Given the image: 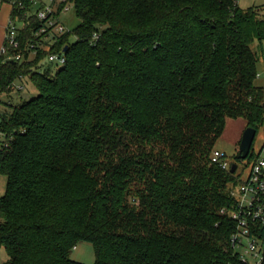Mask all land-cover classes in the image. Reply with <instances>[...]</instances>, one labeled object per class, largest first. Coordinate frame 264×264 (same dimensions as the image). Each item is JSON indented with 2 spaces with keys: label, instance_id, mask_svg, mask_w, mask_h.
Here are the masks:
<instances>
[{
  "label": "trees",
  "instance_id": "1",
  "mask_svg": "<svg viewBox=\"0 0 264 264\" xmlns=\"http://www.w3.org/2000/svg\"><path fill=\"white\" fill-rule=\"evenodd\" d=\"M69 4L80 25L52 44L36 36L44 21L13 9L20 46L10 52L23 59L0 57V97L26 78L39 92L0 112L4 264H82L71 258L81 243L94 264H242L237 224L222 214L240 176L212 154L228 120L264 126L253 49L264 7L67 0L58 19ZM54 53L65 65L46 68Z\"/></svg>",
  "mask_w": 264,
  "mask_h": 264
},
{
  "label": "built area",
  "instance_id": "2",
  "mask_svg": "<svg viewBox=\"0 0 264 264\" xmlns=\"http://www.w3.org/2000/svg\"><path fill=\"white\" fill-rule=\"evenodd\" d=\"M29 2V7L26 5ZM40 4V7L33 16H37L45 25L41 28L36 36L42 37L43 41H54L55 35H61L67 32L64 25L58 19V10L67 0H0V5H9L13 9L18 8L25 10V17L30 18V11L34 6ZM69 7L66 5L61 11L68 12ZM19 22L12 18L8 21L4 45L0 48V57L5 56L7 60L21 61V54H12L19 48ZM48 29H51L48 30ZM97 38V36H95ZM41 40L39 45L43 46ZM42 43V44H41ZM38 44L33 43L31 49L35 51ZM36 52V51H35ZM34 52V55H35ZM47 62L52 66L61 67L66 63L65 53L50 54ZM24 89L23 86H16V92ZM212 163L219 166L222 170L229 171L231 163L226 153L215 150L212 154ZM237 172V171H236ZM240 176L238 184L231 189V196L234 199V206L229 210H223L222 214L228 215L236 222V232L231 238L235 252L238 254L242 264H263L264 261V158L260 156L249 167L247 176ZM254 260V261H253ZM253 261V262H251Z\"/></svg>",
  "mask_w": 264,
  "mask_h": 264
},
{
  "label": "rangeland",
  "instance_id": "3",
  "mask_svg": "<svg viewBox=\"0 0 264 264\" xmlns=\"http://www.w3.org/2000/svg\"><path fill=\"white\" fill-rule=\"evenodd\" d=\"M49 1L50 0H45L46 3H49ZM3 5L4 4L0 5V7ZM238 5L241 9L244 10L254 7H264V0H238ZM68 7H69V11L65 13L63 12V14L60 17V22L64 25L67 32H73L80 25V19L76 15L74 6L72 4H69ZM39 8L41 7L40 4L38 3L30 11L29 16H33ZM11 9L13 11L12 7ZM261 15H264V10L261 12ZM19 27L21 28L20 23H19ZM70 41L71 42L76 41V37L72 35ZM253 49L259 55V63H258L259 77L256 83L258 86L264 87V44L260 47L259 43L257 42L254 45ZM42 64L46 68L47 67H52V69L57 68L55 66H52L50 63H48L47 60H44ZM16 86L19 87L23 86L24 89L20 92H14L11 96L2 95L0 97V112L11 113L13 110L12 107L14 105L23 101L30 100L39 95L38 90L31 84V82L27 78L24 79L23 81H17ZM246 129H247V125L244 120L242 119L228 120L224 133L219 138L216 144L215 147L216 150H220L226 153L230 163H232L235 157L239 155L240 143ZM4 141H5V136L0 132V148ZM251 153L256 156L258 155L261 158H264V126H262L259 129L258 133L256 134ZM246 164H247L246 160L243 163L239 164L236 175L240 174L244 177L247 176L249 172V166H246ZM6 184H7V178L3 175H0V197L4 196L6 192ZM71 258L72 260L82 264H94L96 262V254L93 245L90 243L79 244L72 251ZM8 259L9 257L7 252L3 247H0V264H4Z\"/></svg>",
  "mask_w": 264,
  "mask_h": 264
},
{
  "label": "water",
  "instance_id": "4",
  "mask_svg": "<svg viewBox=\"0 0 264 264\" xmlns=\"http://www.w3.org/2000/svg\"><path fill=\"white\" fill-rule=\"evenodd\" d=\"M65 52H67V48L65 49ZM257 131L254 128L248 127L242 137L241 143H240V150L238 157L245 161L249 157L252 146L256 137ZM238 169V165L236 163L231 165L230 173L235 174Z\"/></svg>",
  "mask_w": 264,
  "mask_h": 264
},
{
  "label": "crops",
  "instance_id": "5",
  "mask_svg": "<svg viewBox=\"0 0 264 264\" xmlns=\"http://www.w3.org/2000/svg\"><path fill=\"white\" fill-rule=\"evenodd\" d=\"M11 14L12 9L9 5L4 4L0 7V48L4 45L6 28Z\"/></svg>",
  "mask_w": 264,
  "mask_h": 264
}]
</instances>
